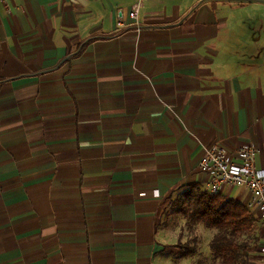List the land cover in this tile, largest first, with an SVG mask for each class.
Segmentation results:
<instances>
[{
	"label": "crops",
	"instance_id": "1",
	"mask_svg": "<svg viewBox=\"0 0 264 264\" xmlns=\"http://www.w3.org/2000/svg\"><path fill=\"white\" fill-rule=\"evenodd\" d=\"M214 144L264 170V3L0 0V264H196L163 212Z\"/></svg>",
	"mask_w": 264,
	"mask_h": 264
},
{
	"label": "built area",
	"instance_id": "2",
	"mask_svg": "<svg viewBox=\"0 0 264 264\" xmlns=\"http://www.w3.org/2000/svg\"><path fill=\"white\" fill-rule=\"evenodd\" d=\"M264 3V0H258ZM137 7L132 8L128 18L136 20ZM123 13L117 12L118 24L121 25ZM256 150L244 145L229 152L224 147L214 144L206 148L200 158L197 170L205 178L204 192L221 195L225 187L246 191L249 200L245 204L248 212L255 213L264 235V170L255 165ZM264 259V248L260 249Z\"/></svg>",
	"mask_w": 264,
	"mask_h": 264
},
{
	"label": "trees",
	"instance_id": "3",
	"mask_svg": "<svg viewBox=\"0 0 264 264\" xmlns=\"http://www.w3.org/2000/svg\"><path fill=\"white\" fill-rule=\"evenodd\" d=\"M189 199V209H182V214L189 212L192 221L202 223L207 229L216 230L210 250L223 257V264H234L237 251L246 248L243 243L237 244V237L252 226L248 211L235 200L200 190L192 193ZM186 254L188 253H181L182 256Z\"/></svg>",
	"mask_w": 264,
	"mask_h": 264
},
{
	"label": "rangeland",
	"instance_id": "4",
	"mask_svg": "<svg viewBox=\"0 0 264 264\" xmlns=\"http://www.w3.org/2000/svg\"><path fill=\"white\" fill-rule=\"evenodd\" d=\"M195 191L183 190L175 194L163 212V223L169 234V241L175 240L179 253H188L195 257L196 264H223L222 256L210 250V243L217 234L216 230L207 229L202 223L192 221L189 212L182 214L181 210L188 211L190 195ZM234 191L232 195L235 193ZM188 195V196H186ZM247 234V233H246ZM242 236H246L243 234ZM237 237V244H245V238ZM190 251V252H189Z\"/></svg>",
	"mask_w": 264,
	"mask_h": 264
}]
</instances>
